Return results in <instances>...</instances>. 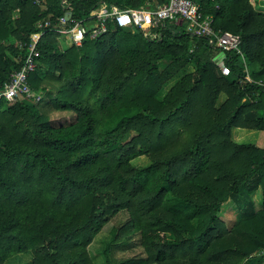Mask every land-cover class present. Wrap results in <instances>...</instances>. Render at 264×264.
Returning a JSON list of instances; mask_svg holds the SVG:
<instances>
[{"label":"trees","instance_id":"obj_1","mask_svg":"<svg viewBox=\"0 0 264 264\" xmlns=\"http://www.w3.org/2000/svg\"><path fill=\"white\" fill-rule=\"evenodd\" d=\"M166 1L0 0V89L38 20ZM195 1L217 33L241 35L243 54L173 20L154 35L112 22L82 45L42 36L29 75L41 98L0 101V264L25 251L33 264H96L89 247L111 225L116 248L132 253L109 264L264 255V146L233 137L264 130V0ZM230 200L250 204L232 224Z\"/></svg>","mask_w":264,"mask_h":264},{"label":"built area","instance_id":"obj_2","mask_svg":"<svg viewBox=\"0 0 264 264\" xmlns=\"http://www.w3.org/2000/svg\"><path fill=\"white\" fill-rule=\"evenodd\" d=\"M69 11L57 16L56 22L49 18L38 20L37 31L31 34L23 65L11 73L9 80L0 89V101L41 98V93L31 87L29 75L37 67L38 58L41 56L39 42L49 30L59 34L61 45H82L87 36L98 37L105 33L112 22L133 31L142 30L147 35H154L155 28L165 26L168 21L173 20L177 24L185 22L187 31L195 35L214 37L216 46L224 51L236 50L243 54L241 35L228 30L217 33L213 16L205 15L195 0H167L164 3H156L153 7H122L105 3L81 18L74 16L73 12L67 16ZM243 58L245 59L244 55Z\"/></svg>","mask_w":264,"mask_h":264},{"label":"rangeland","instance_id":"obj_3","mask_svg":"<svg viewBox=\"0 0 264 264\" xmlns=\"http://www.w3.org/2000/svg\"><path fill=\"white\" fill-rule=\"evenodd\" d=\"M190 69L191 67L188 68V70ZM233 137L240 142H253L260 146H264V130H250L239 127L233 128ZM134 163L139 166L145 165L148 163V158L142 156L135 159ZM258 199L259 196L257 193L254 192V194H251L252 201L258 202ZM249 205L248 202L243 205V203L230 200L224 205L222 213L227 218V221L232 224L244 211H246V207ZM126 218V213H120L114 219V222L120 225ZM111 226L101 231L89 247L91 256L96 264H109L110 260H118L132 253L124 248H116L112 235L109 232ZM33 257L34 255L31 251H25L8 259L4 264H33Z\"/></svg>","mask_w":264,"mask_h":264},{"label":"water","instance_id":"obj_4","mask_svg":"<svg viewBox=\"0 0 264 264\" xmlns=\"http://www.w3.org/2000/svg\"><path fill=\"white\" fill-rule=\"evenodd\" d=\"M72 14V11H69L67 13V16H70ZM224 58H225V53H221L217 58H216V62L220 65L221 68L224 69L225 72H228V69L226 68L225 62H224Z\"/></svg>","mask_w":264,"mask_h":264},{"label":"crops","instance_id":"obj_5","mask_svg":"<svg viewBox=\"0 0 264 264\" xmlns=\"http://www.w3.org/2000/svg\"><path fill=\"white\" fill-rule=\"evenodd\" d=\"M255 193H257V195L259 196L258 202H260L261 201V189H258ZM252 264H264V255L254 260Z\"/></svg>","mask_w":264,"mask_h":264}]
</instances>
